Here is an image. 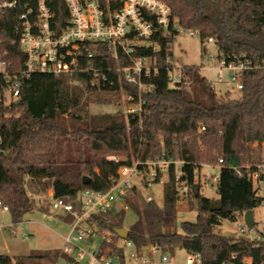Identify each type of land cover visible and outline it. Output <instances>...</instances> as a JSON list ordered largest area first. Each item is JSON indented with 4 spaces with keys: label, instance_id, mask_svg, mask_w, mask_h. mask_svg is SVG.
<instances>
[{
    "label": "trees",
    "instance_id": "16d2710c",
    "mask_svg": "<svg viewBox=\"0 0 264 264\" xmlns=\"http://www.w3.org/2000/svg\"><path fill=\"white\" fill-rule=\"evenodd\" d=\"M162 1L177 25L199 32L204 50L211 38L217 57L230 60L236 56L252 62L254 67L240 74L239 97L231 98L226 92L217 98L210 82L193 65L184 67L188 84L172 87L168 68L176 32L172 25L164 29L153 14L146 13L153 32L135 46L132 58L153 59L156 71L141 75L142 86L150 90L140 92V115L88 111L92 103L120 104L123 93H139L137 86L115 71L116 65H130L132 59L121 53L115 59L106 46L93 48L92 70L31 73L21 79L18 104L0 103V204L7 207L13 224L36 207L47 211L50 201L36 205L32 195L45 194L48 189L52 198H64L79 209L80 191H106L119 167L130 164L132 158L169 160L161 204L154 198H139L133 189V194L128 192L123 198L128 211L117 207L92 214L97 228L112 233L110 241L101 239L97 254L108 247V255L123 264L125 247L116 244L122 239L131 241L138 252L153 245L170 256L177 250L198 253L202 264H244L245 257H251V264H264V242H252L242 234L227 236L215 229L222 219L233 221L246 210L264 205V196L256 194L248 177L257 163H264L259 151L264 143V0ZM52 10L59 27L65 25L68 12L63 0H55ZM14 24L1 20L0 32L6 31L10 38ZM4 47L11 50L13 69H20L23 57L17 45L5 42ZM64 149L71 151L63 153ZM114 155L125 159L116 162ZM175 161L183 163L177 167ZM213 164L220 166L217 198L205 197L196 179L201 166ZM162 174L157 167L155 183ZM261 174L264 178V167ZM83 176L89 178L86 184ZM180 192L189 209L196 207L197 215L195 221H182L178 231ZM127 212L135 219L127 225L128 236L120 238L107 224L123 227ZM63 219L70 222L72 216L66 214ZM27 257L15 260L0 254V264H24Z\"/></svg>",
    "mask_w": 264,
    "mask_h": 264
},
{
    "label": "built area",
    "instance_id": "2783aa9c",
    "mask_svg": "<svg viewBox=\"0 0 264 264\" xmlns=\"http://www.w3.org/2000/svg\"><path fill=\"white\" fill-rule=\"evenodd\" d=\"M63 2L68 12V19L65 25L59 27L52 10L55 0H0V21H15L10 38L7 37L6 31L0 32V103L10 105L18 101L21 79L31 73L64 74L92 70V60L95 57L93 48L106 46L115 59L119 53L132 59L130 65H116L115 71L119 76H123L127 83L137 86L139 90L137 96L132 93L123 94V113L140 115L143 104L140 92L150 90L149 86H142L141 75L143 73L149 75L152 71H156L154 64L148 63L151 58L145 56L132 58L135 46L142 44L153 32V24L146 19L145 14H153L156 22L164 29L172 25L176 36L188 33L199 37L197 30L177 25L171 17L169 6L162 0H63ZM208 41L212 42V39L208 38ZM5 42L11 46L17 45L19 48V54L23 57L20 69H13L11 50L4 47ZM208 57L217 60L220 65L217 77L222 78L221 70H225L228 72L229 80L235 81L234 87L238 91L242 89L241 72L254 67L251 61L236 56L230 60L212 54ZM85 64L87 66L84 68ZM168 81L172 87L178 84L187 85L188 76L185 69L178 68L171 62L168 68ZM213 83L214 81L210 82L212 87ZM203 129L202 126L200 130ZM113 159L117 162L125 158L114 155ZM219 161L221 162L222 159ZM169 162L160 158L144 162L132 158L130 164L124 163L119 167L116 178L112 179L106 191L90 189L80 191L77 195L79 209H75L74 204L64 198H51V210L57 214L72 216L68 223L69 233L64 237L60 253L69 257L75 253L77 260L87 255L89 257L87 264H120L116 257H110L108 253L98 255L97 249L90 248L88 242L94 234L110 241V238H105L102 233L97 232L98 228L91 216L93 213L109 211L117 207L128 211L129 206L124 202V196L128 192L133 194L132 190L136 189L138 182L144 186V189H151L155 184L157 167L165 172ZM182 163V161L174 162L175 165ZM262 167L264 165L248 173V177L253 183L256 194L264 196ZM162 181L161 177L159 183ZM144 197L147 200L153 198L150 193H146ZM2 207L7 210L6 206ZM236 229L238 234L247 236L252 242H264V228L261 231H254V225L248 228L242 223L238 224ZM109 233L112 235L111 232ZM80 241H86L87 248L81 247ZM123 246L131 248L129 258L137 261L138 264H150L148 252L161 253L153 245L143 247L141 252H138L128 240L123 241ZM168 263L170 256L161 253L159 264ZM243 263L251 264V257H245ZM184 264H202L200 254L187 253Z\"/></svg>",
    "mask_w": 264,
    "mask_h": 264
},
{
    "label": "rangeland",
    "instance_id": "374dc122",
    "mask_svg": "<svg viewBox=\"0 0 264 264\" xmlns=\"http://www.w3.org/2000/svg\"><path fill=\"white\" fill-rule=\"evenodd\" d=\"M172 64L178 68L185 66H197L199 72L209 82H213L214 91L217 98L224 97L226 92L231 98L239 97V91L235 89V81L229 80L228 72L221 70L222 78L217 77V70L220 65L217 60H211L208 55H216L217 47L213 42H205V50L197 35H189L188 33L178 34L171 44ZM149 65L154 64V60H149ZM124 94V93H123ZM121 96V99L123 97ZM90 114H124V103H92L88 106ZM65 126L71 130L69 119L64 117ZM256 143H252L251 147L256 148ZM63 148H67L66 144ZM70 148V147H69ZM63 153H70L71 150H61ZM260 156L264 155V143L261 144ZM71 155V154H70ZM121 156V155H119ZM258 166H263L264 163H257ZM179 167V164L176 165ZM252 165H246L251 167ZM219 165H203L197 171L196 179L201 185V193L205 197L217 198V180L219 176ZM166 171L162 174V180L166 179ZM138 180H136L137 183ZM181 187H184L183 185ZM135 193L143 197L146 193H150L158 204L162 203V182L155 183L151 189H144V186L138 182L135 187ZM137 191V192H136ZM52 190L48 189L45 194L32 195L36 205L39 201L49 203L51 200ZM177 218L176 227L180 230L182 221H195L197 210L196 207L189 209L185 196L180 192V198L177 203ZM47 212L40 211L36 208L26 213L23 216V221L18 224H13L8 210L0 206V254L8 255L11 258L28 256L24 259V264H87L89 257L84 255L81 259H75V253H72L73 260L65 258L64 254L60 253L63 246L64 237L69 233V225L61 218L65 215L57 214L53 210ZM253 218L255 221L254 231H261L264 228V205H260L253 209ZM62 216V217H61ZM135 219L131 212H127L125 216L124 226ZM244 223L243 215L238 216L235 220L222 219L221 224L216 226V231L227 236H238L239 232L236 229L238 224ZM98 233H102L105 238L112 239L110 231L107 229H97ZM102 237L100 235L93 236L88 242L90 248L96 250L99 247ZM116 244H121V241H116ZM79 245L87 248L86 241H80ZM109 249L105 248L103 254L108 253ZM131 248H125L123 264H138L137 261L129 258ZM55 254L59 257H54ZM61 255V256H60ZM170 256V255H169ZM161 253L155 254V260L159 263ZM187 253L184 250H177L173 256H170L168 264H184ZM16 260V258H15ZM70 260V261H69ZM154 261V260H153Z\"/></svg>",
    "mask_w": 264,
    "mask_h": 264
},
{
    "label": "water",
    "instance_id": "95a60500",
    "mask_svg": "<svg viewBox=\"0 0 264 264\" xmlns=\"http://www.w3.org/2000/svg\"><path fill=\"white\" fill-rule=\"evenodd\" d=\"M16 104L19 103V101L15 102ZM88 177L83 176L82 182L86 184L88 182ZM243 220L245 225L250 228L255 224L254 218H253V213L251 210H246L243 213ZM107 227H110V229L116 233L120 238H126L128 236V229L125 227H111L109 224H107Z\"/></svg>",
    "mask_w": 264,
    "mask_h": 264
},
{
    "label": "crops",
    "instance_id": "0c3cea01",
    "mask_svg": "<svg viewBox=\"0 0 264 264\" xmlns=\"http://www.w3.org/2000/svg\"><path fill=\"white\" fill-rule=\"evenodd\" d=\"M50 208V207H49ZM50 210V209H49ZM48 211V210H47ZM47 211H45V212H47ZM62 217V216H61ZM63 221H65L64 219H63V217L61 218ZM23 221V220H22ZM21 221V222H22ZM66 222V221H65ZM20 223V222H19ZM67 224L69 223V222H66ZM18 224V223H17ZM93 236H96V234H94ZM92 236V237H93ZM91 237V238H92ZM118 241H121V244H117L118 246H122L123 245V240L122 239H117ZM116 240V241H117ZM124 253H125V248H124ZM155 254L156 253H150V252H148V258H149V262H150V264H159L156 260H155ZM154 260V261H153Z\"/></svg>",
    "mask_w": 264,
    "mask_h": 264
}]
</instances>
